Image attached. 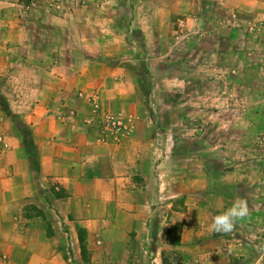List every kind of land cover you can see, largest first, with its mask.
Segmentation results:
<instances>
[{"label": "crops", "instance_id": "0c3cea01", "mask_svg": "<svg viewBox=\"0 0 264 264\" xmlns=\"http://www.w3.org/2000/svg\"><path fill=\"white\" fill-rule=\"evenodd\" d=\"M51 2L0 0V69L11 70L12 85L27 86L14 89V101L39 148L33 171L13 125L0 114V134L9 142L5 149L0 143V264L70 261L55 224L47 236L44 214L24 215L27 200L46 185L65 194H55L63 221L77 222L88 235L82 220L88 198H97L94 209L104 213L119 197L126 201L120 211L135 219L119 228L137 235H123L116 246H151L154 261L181 249L185 263L241 264L247 247L240 235L250 234L247 244L255 245L264 226V49L249 30L264 19V0ZM182 37L186 46L178 45ZM79 90L98 92L104 110L126 116L120 141H98V127L84 121L92 107ZM62 104L78 117H58ZM169 116L177 120L172 125ZM154 161L161 173L152 169ZM179 164L192 169H179L173 188L168 171ZM157 175L168 199L160 215L146 198ZM237 199L247 201L249 215L232 236L210 231L215 216ZM21 219L27 223L19 226ZM175 225L180 230L171 243Z\"/></svg>", "mask_w": 264, "mask_h": 264}, {"label": "rangeland", "instance_id": "374dc122", "mask_svg": "<svg viewBox=\"0 0 264 264\" xmlns=\"http://www.w3.org/2000/svg\"><path fill=\"white\" fill-rule=\"evenodd\" d=\"M51 4V0H50ZM255 22H262L264 23V19L255 21ZM254 22V23H255ZM258 37V35H256ZM188 43L187 37H182L178 41V45L180 46H186ZM14 82V80H13ZM17 88L18 90H26L27 86H15L12 85V77H11V70H5L0 69V114L2 115L3 121H5V117L11 122L13 125V130L15 136H17L20 141L22 142L24 146L23 138L20 136L19 132V125L23 122H25L28 126V130L32 133V126L27 121L25 116L23 115L24 112L20 111V108L18 107L17 101H14V98L16 97L14 94V89ZM78 98H82L86 100L88 103H90L92 107V113L90 116L85 117L84 121L86 124L91 126H97L98 127V141H100V130L102 126L103 116L106 114H117L119 112H113L109 110H104L103 108V102L101 100V97L99 96L98 92H88L84 90H79L77 93ZM98 106V107H97ZM188 106L183 105V109H186ZM10 110L14 117L17 118V121L14 122L12 116L8 114L6 111ZM58 117H70V118H77L78 117V111L67 104H62L59 106L57 112ZM100 117L99 123H97V117ZM1 120V118H0ZM176 118L173 116H169L166 118L165 122L169 123L170 125L174 124L176 122ZM130 123H133L131 121ZM110 140V139H109ZM112 140V139H111ZM108 141V140H107ZM114 141V140H113ZM103 142V141H101ZM105 142V141H104ZM189 138L186 136L185 141L183 142L184 146L189 144ZM0 143L2 144L3 148L5 149L7 146H9V142L6 141L5 134H0ZM32 143L35 145L34 148L32 147V152L34 150V153H36L37 157H39V148L34 143V139ZM25 148V146H24ZM26 155L28 159L30 160L32 164V170L38 169V166L36 164V161L29 158V155L27 153V150L25 148ZM183 150L180 151L181 154H183ZM160 164V160H159ZM152 169H154L155 174L160 172L161 173V166H157V162L152 163ZM179 169H184V172L187 170L192 169V165L187 164H179L171 166V169L168 171V174L171 175L172 178V187L175 188L177 176V171ZM161 178L159 175H157L156 179L155 176H153V190L152 193L146 194V198L152 202L151 207L158 208V213L160 215V212H165V204L168 200L167 197H162L158 188H160L161 185ZM52 188H49L47 185L41 186L39 188V196H34L31 199L27 200L26 206H25V212L24 215L27 217H35L38 215H41V211L43 212L44 216L41 217L40 220L44 223V225L49 224V229L47 236H50L51 233L54 232V229L52 227V222L55 224L56 233L58 234L57 239L64 238L65 245L63 246V251L70 256V261L68 264H145L147 262V259L149 260V264H199L198 262H189L185 263L184 261L180 260V256L182 255L181 249H167L165 254H162V258H159L158 261H154V253H152V247L141 245L137 246L132 241L129 242L127 245L122 246H116L115 242H119V240H122V236L126 234L127 238H133L137 235V231L131 230L130 228H119L121 227V222L129 223L132 222L134 219L133 216L127 213H123L120 210V202L122 201L125 203L126 201L119 197H113L111 200L107 203L106 212L101 213L100 209L96 210L94 209L93 201L94 203L97 202V198H88L87 204H88V211L84 212V217L82 220L87 221L85 224H89V235H88V246H89V252H88V258L89 262H85L82 258L81 250L79 247V241H78V235H77V222H64L62 218V213L58 210V207L56 205L55 201V192L53 193ZM56 192H59L61 195H65L62 189L59 186H55ZM145 199V195H141L140 197L135 198H142ZM182 197H177V206L183 205ZM91 201V202H90ZM96 201V202H95ZM55 203V204H54ZM264 204V203H263ZM44 209L47 211V214H45ZM148 209V208H147ZM151 209V208H150ZM149 210V209H148ZM99 218V223L95 222L92 223L94 219ZM33 219V218H32ZM19 220V218H18ZM35 222V220L33 219ZM27 223L24 219H21L19 222V226L24 225V223ZM47 222V224H46ZM130 224V223H129ZM115 225H117L115 227ZM264 225V222H263ZM25 227V226H24ZM173 231V238L176 240L178 234H179V226L175 225L173 228H171ZM22 231V230H21ZM19 231V234L25 235ZM236 233V232H235ZM34 235H39V231L36 230V233ZM237 235V233H236ZM230 235L228 234V237ZM232 236V235H231ZM230 236V237H231ZM257 237L255 238L258 243L257 244H247L251 241L250 234H242L240 237H242V241L246 243L242 244V246L247 247V250L244 251L242 255V259H240L241 264H264V226H261V228L257 231ZM231 248H235V246H231ZM235 252V251H233ZM13 253V252H12ZM147 258V259H146ZM7 261H9V257H7ZM162 259V260H161ZM19 262H17L18 264ZM6 264V263H5Z\"/></svg>", "mask_w": 264, "mask_h": 264}, {"label": "built area", "instance_id": "2783aa9c", "mask_svg": "<svg viewBox=\"0 0 264 264\" xmlns=\"http://www.w3.org/2000/svg\"><path fill=\"white\" fill-rule=\"evenodd\" d=\"M34 1L35 0H25V3L30 6ZM249 30L251 33L258 35L264 49V23H252L249 26ZM101 123L100 141L103 142L109 139H112L115 142L120 141L121 138L126 135L129 127L126 116L122 112L117 114H106L103 116V121Z\"/></svg>", "mask_w": 264, "mask_h": 264}, {"label": "clouds", "instance_id": "9594fccd", "mask_svg": "<svg viewBox=\"0 0 264 264\" xmlns=\"http://www.w3.org/2000/svg\"><path fill=\"white\" fill-rule=\"evenodd\" d=\"M249 215L248 203L244 199H237L227 210L216 215L210 225V231L229 234L234 230L238 220H243Z\"/></svg>", "mask_w": 264, "mask_h": 264}, {"label": "trees", "instance_id": "16d2710c", "mask_svg": "<svg viewBox=\"0 0 264 264\" xmlns=\"http://www.w3.org/2000/svg\"><path fill=\"white\" fill-rule=\"evenodd\" d=\"M8 114L12 117H14L15 115L12 114V112L10 110H7ZM14 122L17 121V118L14 117L13 118ZM19 132H20V136L23 138V143L24 146L27 150V153L30 154L29 158L33 159L36 161V164L38 165V158L36 153H34V150L32 152V147L34 148V144L32 143L33 141V135L32 133L28 130V126L25 122L21 123L19 125ZM57 197H60V193H56ZM43 214V212L41 211V215ZM78 239H79V243H80V248H81V253H82V258L85 262H89V258H88V247H87V238H88V231L86 228L79 226L78 228ZM173 236V231L172 229H170L169 231V240L171 241V243H175L176 240L172 237Z\"/></svg>", "mask_w": 264, "mask_h": 264}]
</instances>
